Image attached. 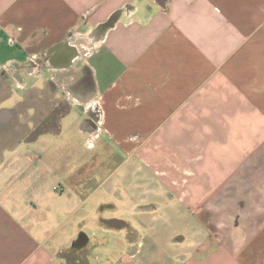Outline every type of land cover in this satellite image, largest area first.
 <instances>
[{"label": "crops", "instance_id": "obj_1", "mask_svg": "<svg viewBox=\"0 0 264 264\" xmlns=\"http://www.w3.org/2000/svg\"><path fill=\"white\" fill-rule=\"evenodd\" d=\"M0 264H264V0H0Z\"/></svg>", "mask_w": 264, "mask_h": 264}]
</instances>
